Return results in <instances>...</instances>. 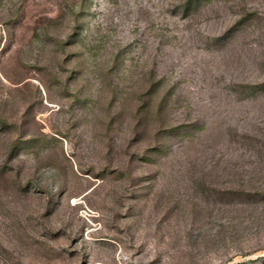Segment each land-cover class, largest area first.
Wrapping results in <instances>:
<instances>
[{
  "label": "rangeland",
  "instance_id": "obj_1",
  "mask_svg": "<svg viewBox=\"0 0 264 264\" xmlns=\"http://www.w3.org/2000/svg\"><path fill=\"white\" fill-rule=\"evenodd\" d=\"M0 264H264V0H0Z\"/></svg>",
  "mask_w": 264,
  "mask_h": 264
}]
</instances>
